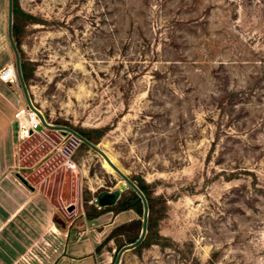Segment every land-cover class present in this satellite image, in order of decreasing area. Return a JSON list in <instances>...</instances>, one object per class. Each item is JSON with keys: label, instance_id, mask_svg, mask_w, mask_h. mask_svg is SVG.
<instances>
[{"label": "rangeland", "instance_id": "obj_1", "mask_svg": "<svg viewBox=\"0 0 264 264\" xmlns=\"http://www.w3.org/2000/svg\"><path fill=\"white\" fill-rule=\"evenodd\" d=\"M16 6L31 106L48 125L100 133L97 148L146 186L147 246L118 264H264V0ZM19 143V172L57 208L62 230L87 231L95 264H112L118 248L101 242L141 212L86 221L83 207L130 189L70 134L41 127Z\"/></svg>", "mask_w": 264, "mask_h": 264}, {"label": "crops", "instance_id": "obj_2", "mask_svg": "<svg viewBox=\"0 0 264 264\" xmlns=\"http://www.w3.org/2000/svg\"><path fill=\"white\" fill-rule=\"evenodd\" d=\"M5 36L6 0H0V69L11 60ZM21 108L22 98L13 83H0V264H95L93 236L87 231L78 236L70 225L60 231L53 223L57 208L50 199L18 179L25 180L19 172L14 119Z\"/></svg>", "mask_w": 264, "mask_h": 264}, {"label": "trees", "instance_id": "obj_3", "mask_svg": "<svg viewBox=\"0 0 264 264\" xmlns=\"http://www.w3.org/2000/svg\"><path fill=\"white\" fill-rule=\"evenodd\" d=\"M18 14H19V11H18L17 6H16V0H12V4H11V37H12L14 46L16 48L17 54H18L20 76H21L23 83L25 84L26 80L29 78V76L31 74V71L27 68V64L24 63L23 60L21 59L20 52L18 50L17 43L15 40V38L17 36L16 33H17L18 29L22 26L21 17ZM96 133H93L94 134V136H93L92 133H79V132H77V134L79 136H81L83 139H85L87 142H89L93 145H95L97 143L98 138L100 136V133H98V132H96ZM80 146L86 147L83 144H80ZM130 181L137 187V189L141 192V194L143 195V197L146 201L147 214H148V217L146 220V223H147L146 229L148 230V228L150 229V225L148 223H150L154 219V211H153L152 202H151V200L147 194L146 186L142 181H137V182L133 181V180H130ZM127 210H132L138 215L141 212V203H140L139 199L137 198V196L131 190L129 191L128 197H126V198L118 197L116 202L111 206L102 207V208H98V209H96L95 207H92V206H90V207L84 206L83 207V217L86 221H90L92 219L97 218L98 216H100L101 214H103L105 212L114 211L116 214V213H119L122 211H127ZM139 228H140V220H131L127 223L120 224V225L114 227L109 232V234L104 238V240L101 242V244L102 243L104 244L107 241H112L114 243L115 247L119 249L122 246H124L125 244H130L136 240L137 234H135V231L138 230ZM133 229L135 231H133ZM144 245L147 246L146 240H144L143 243L141 241L139 243L138 247H142Z\"/></svg>", "mask_w": 264, "mask_h": 264}, {"label": "water", "instance_id": "obj_4", "mask_svg": "<svg viewBox=\"0 0 264 264\" xmlns=\"http://www.w3.org/2000/svg\"><path fill=\"white\" fill-rule=\"evenodd\" d=\"M11 4H12V0H6V39H7V43H8V46L10 48V51L12 53V56H13V68H14L16 80L18 82V85H19L20 92L22 94L23 100H24L27 108L31 112H33V113H35L37 115V117L39 119V122H40V125L35 128V131H40L41 127H44L46 129H50V130H53V131H64V132H67L68 134H70L79 143L83 144L88 149L92 150L97 155H99L102 158L103 162L137 196V198L139 199V201L141 203V220H140V230H139L138 237L136 238V240L134 242H132L130 244H126V245H124V246H122L121 248L118 249V251L115 254L113 263H112V264H118L120 256L122 255V253L125 252V251H128V250H132L135 247H137L139 245V243L143 240L144 236H145V233H146V220H147V205H146V201H145L143 195L141 194V192L129 180V178H127L121 171H119V169L117 167H115L111 163V161L107 158V156H105V154L99 148H97L96 145H93V144L87 142L85 139H83L77 133H75L74 131H72V130H70L68 128L61 127V126H52V125L46 124L43 121L42 117L39 115V113L31 106L29 98H28V95H27V91H26L25 85H24V83H23V81L21 79V76H20L18 54H17L16 48L14 46V43H13V40H12V37H11ZM18 179L20 180V182H22V184H24L25 186H28L26 181L23 180L21 177H19ZM118 197H119V192L117 190L100 192V193H98L96 195V199H95L97 207L98 208H102V207L111 206V205H113L116 202ZM68 210H70V209H68ZM53 223L55 225H57L59 228H63V222L57 216H55L53 218Z\"/></svg>", "mask_w": 264, "mask_h": 264}, {"label": "built area", "instance_id": "obj_5", "mask_svg": "<svg viewBox=\"0 0 264 264\" xmlns=\"http://www.w3.org/2000/svg\"><path fill=\"white\" fill-rule=\"evenodd\" d=\"M15 80H16V76H15V72H14V68L12 64H8L2 69H0V83L2 84L13 83L14 84ZM25 114L26 116L28 115V113H26L24 109L22 108L17 110L16 113L14 114V119L16 120V122H18L17 123L18 133H19L20 139L27 138L29 135H31L33 131H35V128L37 127L35 126L36 124L26 125L22 122V118L25 116ZM94 203L96 204V200H94Z\"/></svg>", "mask_w": 264, "mask_h": 264}, {"label": "bare ground", "instance_id": "obj_6", "mask_svg": "<svg viewBox=\"0 0 264 264\" xmlns=\"http://www.w3.org/2000/svg\"><path fill=\"white\" fill-rule=\"evenodd\" d=\"M35 114V113H34ZM32 112H30L28 115H27V117H28V121L26 120V119H23L22 118V121H23V123L24 124H26V125H30V124H34V123H36V118H35V115H34Z\"/></svg>", "mask_w": 264, "mask_h": 264}, {"label": "flooded vegetation", "instance_id": "obj_7", "mask_svg": "<svg viewBox=\"0 0 264 264\" xmlns=\"http://www.w3.org/2000/svg\"><path fill=\"white\" fill-rule=\"evenodd\" d=\"M57 132H59V133H61V134H68L67 132H64V131H57ZM81 144V143H80ZM101 192H103V191H101ZM100 193V192H99Z\"/></svg>", "mask_w": 264, "mask_h": 264}]
</instances>
